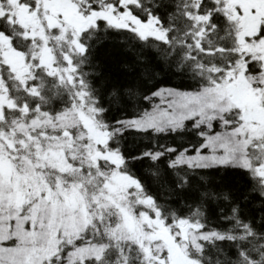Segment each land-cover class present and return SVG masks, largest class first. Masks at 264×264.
I'll list each match as a JSON object with an SVG mask.
<instances>
[{
  "label": "snow or ice",
  "instance_id": "obj_1",
  "mask_svg": "<svg viewBox=\"0 0 264 264\" xmlns=\"http://www.w3.org/2000/svg\"><path fill=\"white\" fill-rule=\"evenodd\" d=\"M0 264H264V0H0Z\"/></svg>",
  "mask_w": 264,
  "mask_h": 264
}]
</instances>
